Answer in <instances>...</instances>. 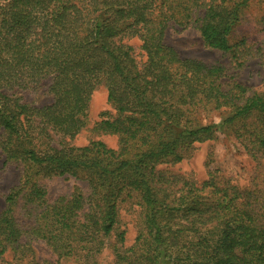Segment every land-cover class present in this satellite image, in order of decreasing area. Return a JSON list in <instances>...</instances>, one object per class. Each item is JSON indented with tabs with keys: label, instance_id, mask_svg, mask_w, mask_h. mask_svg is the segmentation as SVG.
I'll return each mask as SVG.
<instances>
[{
	"label": "trees",
	"instance_id": "1",
	"mask_svg": "<svg viewBox=\"0 0 264 264\" xmlns=\"http://www.w3.org/2000/svg\"><path fill=\"white\" fill-rule=\"evenodd\" d=\"M255 0H7L0 6V131L6 163L23 167L20 185L0 215V264L24 262L26 236L49 246L58 262L99 264L111 240L113 264H264V90H251L229 72L257 57L264 71V41L255 48L233 41ZM260 11L264 12V0ZM264 27V13L258 20ZM170 24L196 26L204 45L234 66L182 58L163 38ZM141 42L139 61L127 38ZM49 80L54 102L22 104L8 92ZM105 87L115 112L95 131L118 138L61 148L50 131L74 139L88 124L91 97ZM227 116L201 126L197 115ZM229 126L256 163L250 187L209 173L199 184L157 167L179 163L195 143ZM85 181L89 194L52 203L38 178ZM33 223L14 217L18 200ZM137 199L142 229L125 246L119 209ZM30 221V220H29ZM13 253L11 261L7 252ZM19 254V256H18Z\"/></svg>",
	"mask_w": 264,
	"mask_h": 264
},
{
	"label": "rangeland",
	"instance_id": "2",
	"mask_svg": "<svg viewBox=\"0 0 264 264\" xmlns=\"http://www.w3.org/2000/svg\"><path fill=\"white\" fill-rule=\"evenodd\" d=\"M7 0H0V6ZM263 3L255 0L245 11L241 24L236 29L233 41L237 42L245 39L250 45L260 46L264 41V27L258 20H261L263 11H260ZM164 42L174 48L182 58L199 60L207 65L217 62L223 64L227 69H232V60L224 53L207 48L201 38L199 29L194 27L181 28L170 24L164 33ZM125 43L133 47L134 54L139 61L144 57L141 51V42L137 38H127ZM264 46V44H263ZM264 53V51H263ZM261 58L257 57L246 63L241 69L232 70L230 76L234 80L248 87L251 92H262L264 90V71L260 63ZM49 80L37 85H31L27 89L15 88L9 95H14L22 104L32 108H43L50 106L54 102L53 96L49 93ZM88 112V124L74 139L63 137L60 134L50 131L49 144L55 148H61L66 144L74 147L89 146L93 142H102L108 148L117 150L119 147L118 138L111 135H104L95 131L96 124L105 118L112 117L114 111L107 101V91L105 87H99L92 95ZM226 115L220 113L206 114L199 112L197 120L201 126H221ZM214 139L195 143L181 162L166 163L157 168L169 174L179 175L189 178L201 184L208 180L209 173H213L231 181L242 188L251 186L252 179L256 171V163L242 147L240 140L225 126L218 129ZM2 137L0 131V215L6 209L5 199L10 191L20 185L23 176V167L17 163H6L5 155L2 153ZM38 184L46 190V200L52 203L60 197L71 196L72 194H89V187L85 181H80L72 177L38 178ZM137 199L125 200L119 209V229L126 234L125 246L134 244L137 235L142 229L141 216L142 208L137 206ZM22 198L18 200L14 210V217L19 224L33 223V219L26 216L23 209ZM30 220V221H29ZM23 244L29 246L21 248L20 259L25 263L34 259L38 262H49L51 264H79L73 258L64 259L58 262V257L53 253L47 244L39 240H31L29 237H21ZM114 240L109 242L107 249L98 257L99 264H113L114 256L112 246ZM18 254V256H19ZM6 260L11 261L12 252H7Z\"/></svg>",
	"mask_w": 264,
	"mask_h": 264
}]
</instances>
